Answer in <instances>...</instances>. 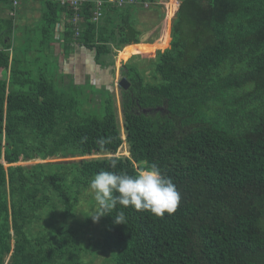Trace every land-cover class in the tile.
<instances>
[{
	"label": "trees",
	"instance_id": "16d2710c",
	"mask_svg": "<svg viewBox=\"0 0 264 264\" xmlns=\"http://www.w3.org/2000/svg\"><path fill=\"white\" fill-rule=\"evenodd\" d=\"M13 1L0 0V264H84L100 244L83 238L91 179L151 163L172 179L179 205L162 218L121 205L101 217L111 264H264V0H179L169 46L146 55L154 81L132 62L141 49L124 64L122 124L111 91L97 115L46 74L34 78L19 36L28 48L59 42L65 59L81 45L113 66L128 45L161 47L160 0L105 2L97 21L88 0L77 35L73 8L41 0L40 38L20 25L29 0ZM153 8L158 16L143 19ZM37 159L49 161L20 163ZM119 212L126 225L114 223Z\"/></svg>",
	"mask_w": 264,
	"mask_h": 264
},
{
	"label": "rangeland",
	"instance_id": "374dc122",
	"mask_svg": "<svg viewBox=\"0 0 264 264\" xmlns=\"http://www.w3.org/2000/svg\"><path fill=\"white\" fill-rule=\"evenodd\" d=\"M56 1V0H55ZM161 1V0H160ZM162 6L163 9H160L164 11L165 15L161 17V20L163 22L162 25H164L166 22L170 23L173 21V18L170 19V12L174 11L172 1L173 0H162ZM165 1V2H164ZM59 2V1H57ZM61 5L62 3L59 2ZM63 6V5H62ZM167 13H166V12ZM176 11V10H175ZM175 13V12H174ZM158 16V10L153 8L151 11H149L148 16H145L143 19H149L152 17ZM166 16V17H165ZM23 20V19H22ZM21 20V21H22ZM29 22H31V25L29 27V31L27 33L33 32L34 34L39 33V28H35L37 22L39 19H36L34 17L28 18ZM160 25V24H159ZM164 28H163V35L160 39L157 40V42L164 40V44L162 43L161 47H159L158 43H139L138 45L133 44L126 46L123 50L117 52V55L115 56V65H111V68L115 72V80L114 83L111 82V78H107V74H104L103 71L100 69L101 67H106L108 65V62L110 61V58L105 61L107 57H105L103 60H101L100 63L95 64L94 71L90 74H87L86 76L82 75L79 77V79H75L74 77L68 76L71 74L66 73L65 70L61 71L60 67V59L55 53H52L53 51L52 47L47 46V43H44V38L39 41H35V39L32 40V45L30 48L24 44L23 38L21 39V35L19 36V44L20 50L23 51L20 52V59L22 60V66L23 68L29 69L32 76L34 78H38L39 75L42 73L46 74V77L49 80H53L60 90L67 89L69 91V94L72 96H76L81 104V107L79 111L85 110L94 112V114L101 115L103 110V98H107L109 96V91L111 90L116 101V107L120 119V123L122 124V107H121V100H120V86H119V72L122 69V66L127 63V61H130V58L135 55V57L132 59V62L142 63L141 71L144 74V77L147 81H154L153 78V67H150L148 60L149 57L146 56L148 54H155L158 50H164L166 49L170 42H169V33L170 30L168 28V33L164 35ZM40 38V33L37 34ZM147 36V35H146ZM164 36V39L162 37ZM148 37V36H147ZM172 38V35H171ZM147 38L144 36V40ZM156 42V41H155ZM169 42V44H168ZM168 44L167 47L165 45ZM1 46V44H0ZM2 47V46H1ZM137 49H146V50H137L134 51L133 56L131 54L133 53L134 48ZM153 50V51H152ZM87 52V57L89 60L94 59L92 55V51L85 49ZM39 58V60H37ZM41 68V69H40ZM97 71V72H96ZM100 83H104L103 87H99L98 80ZM159 80V79H158ZM72 81H77L79 84L76 87H72ZM96 81V82H95ZM71 84V85H70ZM70 88H65L69 87ZM123 137L126 135L124 133V130L122 128ZM121 152L124 154L128 153V145L125 143L121 147ZM59 160V159H56ZM48 160L37 159V160H30L28 162L22 161L21 164L26 163H33V162H46ZM79 216L83 217L81 212H79ZM85 233L83 235V238L87 241L89 247H91L90 239L100 242L98 245V248H95L94 246L91 247L88 252L83 253V261L84 264H111V256H112V250L111 247L108 245H104V237H103V226L100 225L99 222H93L91 224L85 225L84 227Z\"/></svg>",
	"mask_w": 264,
	"mask_h": 264
},
{
	"label": "clouds",
	"instance_id": "9594fccd",
	"mask_svg": "<svg viewBox=\"0 0 264 264\" xmlns=\"http://www.w3.org/2000/svg\"><path fill=\"white\" fill-rule=\"evenodd\" d=\"M116 166L113 160L110 167L115 169ZM89 191L95 201L90 215L93 222H99L101 217L111 214L117 205L162 218L165 214H173L180 202V193L174 182L155 163L145 166L134 175L100 171L91 179ZM124 221L123 212L114 217L116 224H125Z\"/></svg>",
	"mask_w": 264,
	"mask_h": 264
},
{
	"label": "crops",
	"instance_id": "0c3cea01",
	"mask_svg": "<svg viewBox=\"0 0 264 264\" xmlns=\"http://www.w3.org/2000/svg\"><path fill=\"white\" fill-rule=\"evenodd\" d=\"M41 2H42L41 0H29L28 4L24 5V9L22 11V18H21V20L22 19L23 20L20 22V25H22V27H27L28 25H31V22H29L28 18L34 17L36 19H41L42 8H43ZM162 2H163L162 0L159 1L161 6H162ZM132 3H135V0ZM114 5H116V4H114ZM172 5H173L174 11L170 12V17H169L170 19H168V21L171 20L172 18L174 20V18L176 16V12L178 10L179 0H173L172 1ZM116 6H119V5H116ZM145 6L148 7L149 5L147 3H145ZM119 7H121V6H119ZM162 9H163V6H162ZM8 11L9 10H7L5 13H4V11L1 12V13L3 15L4 14H9ZM162 24H163V22L161 20V25ZM172 24H173V21L171 23L169 21V22H166L165 27H164V25H162V35H163V28H164V32H166V33H164V35L168 33V28L170 30V35H171ZM28 30L29 29L26 28L25 31H28ZM60 30H62V28ZM60 30H58V32H60ZM56 37H57V39H59V37H60L59 33L56 34ZM162 39H164V36L162 37ZM143 43H145V42H143ZM148 43H151V42H148ZM138 44H135V45H138ZM51 47L53 49L52 52H54L58 56V58L60 59V64H61V67H60L61 69L60 70L61 71L65 70L66 73L71 74V75H68V76L74 77V75H75L74 78L78 80L79 77H81L82 75L86 76L87 74H90V73H92L94 71V67H95V64H97V62L95 60V57H93L94 59H92V60L88 59L87 52L85 51V47H83L81 45H75L76 49H75L74 53H72V55L68 59H65L63 57V55L61 54L60 51H61L62 45L59 42H56V43L52 44ZM100 69L102 71L104 70L103 73L107 74V78H111V82L114 83V80H115L116 76H115V72L113 71L111 66H108V65L106 67H101L100 66ZM96 83H98L99 87H101V86L103 87V85H104V83H100V81L96 82Z\"/></svg>",
	"mask_w": 264,
	"mask_h": 264
},
{
	"label": "built area",
	"instance_id": "2783aa9c",
	"mask_svg": "<svg viewBox=\"0 0 264 264\" xmlns=\"http://www.w3.org/2000/svg\"><path fill=\"white\" fill-rule=\"evenodd\" d=\"M62 3L63 6H69L75 10V14L73 16V23L76 26V35L80 34L81 27L79 25L80 21V12L81 8L83 6V3H85L88 0H56ZM134 0H96L97 6L94 13V20L97 21L101 18L103 15V6L105 2H110L119 6L125 5L127 3H132ZM19 3V0H14L13 4L14 6H17ZM12 15L15 14V12H11Z\"/></svg>",
	"mask_w": 264,
	"mask_h": 264
},
{
	"label": "water",
	"instance_id": "95a60500",
	"mask_svg": "<svg viewBox=\"0 0 264 264\" xmlns=\"http://www.w3.org/2000/svg\"><path fill=\"white\" fill-rule=\"evenodd\" d=\"M125 68V66L123 65L122 66V69L120 70L119 72V86H120V89L123 88L125 90L129 89L130 86H131V82L123 76V73H122V70ZM76 160H79L81 158H75Z\"/></svg>",
	"mask_w": 264,
	"mask_h": 264
},
{
	"label": "flooded vegetation",
	"instance_id": "af4514ba",
	"mask_svg": "<svg viewBox=\"0 0 264 264\" xmlns=\"http://www.w3.org/2000/svg\"><path fill=\"white\" fill-rule=\"evenodd\" d=\"M122 73H123V76L127 78V73H128L127 68H124V69L122 70Z\"/></svg>",
	"mask_w": 264,
	"mask_h": 264
}]
</instances>
